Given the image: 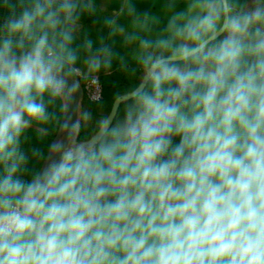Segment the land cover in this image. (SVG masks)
I'll return each instance as SVG.
<instances>
[{"label": "clouds", "instance_id": "9594fccd", "mask_svg": "<svg viewBox=\"0 0 264 264\" xmlns=\"http://www.w3.org/2000/svg\"><path fill=\"white\" fill-rule=\"evenodd\" d=\"M182 2L121 0L95 45V0H0V264H264V0ZM116 60L131 86L73 117Z\"/></svg>", "mask_w": 264, "mask_h": 264}, {"label": "crops", "instance_id": "0c3cea01", "mask_svg": "<svg viewBox=\"0 0 264 264\" xmlns=\"http://www.w3.org/2000/svg\"><path fill=\"white\" fill-rule=\"evenodd\" d=\"M168 0H132L137 14L149 13L152 17L161 18V27L166 24L164 17L167 14V10L164 5ZM96 13L92 15H84L81 17L80 28L77 32V43H81L85 38H89L94 41L95 45L101 38L107 40L109 36V29L105 26L104 20L107 17H111L115 11L120 7L121 0H95ZM249 7H251L252 0H248ZM184 4L182 0H178L177 10L182 9ZM8 15L7 9L0 7V24H3ZM127 17H122L118 23L126 25L128 22ZM116 43L114 45V51L124 56L129 60V65L135 67L131 62V50L121 46V37H116ZM96 76H99L103 80L105 87V99L101 103H89L86 101H80L79 106L81 109H86L92 112L94 119H98L102 114L108 113L114 103L115 97L122 93L124 90L131 86L130 69L128 71L121 68L119 60L113 62L111 70H101ZM139 72L137 71L136 80L138 82ZM58 111V105L57 109ZM40 125H35L32 129H29L26 133L27 141L24 144V148H39L46 151L47 145L51 140L56 137L57 130L54 126H47V135L41 134L38 129ZM179 137L174 138V143H178ZM35 166H39V162H34Z\"/></svg>", "mask_w": 264, "mask_h": 264}, {"label": "built area", "instance_id": "2783aa9c", "mask_svg": "<svg viewBox=\"0 0 264 264\" xmlns=\"http://www.w3.org/2000/svg\"><path fill=\"white\" fill-rule=\"evenodd\" d=\"M81 101L89 103H101L105 99V89L102 79L96 76V80H81Z\"/></svg>", "mask_w": 264, "mask_h": 264}, {"label": "water", "instance_id": "95a60500", "mask_svg": "<svg viewBox=\"0 0 264 264\" xmlns=\"http://www.w3.org/2000/svg\"><path fill=\"white\" fill-rule=\"evenodd\" d=\"M80 101H81V92L76 94L75 100H74V102H73V104L71 106L72 111L70 112V114L73 115V117H75V115H76V111L75 110H76L77 105H79Z\"/></svg>", "mask_w": 264, "mask_h": 264}, {"label": "trees", "instance_id": "16d2710c", "mask_svg": "<svg viewBox=\"0 0 264 264\" xmlns=\"http://www.w3.org/2000/svg\"><path fill=\"white\" fill-rule=\"evenodd\" d=\"M102 82H103V80H102ZM104 85V84H103ZM104 89H105V87H104Z\"/></svg>", "mask_w": 264, "mask_h": 264}]
</instances>
